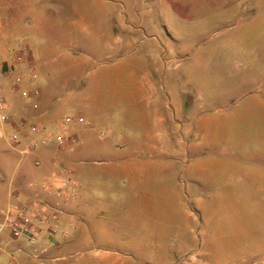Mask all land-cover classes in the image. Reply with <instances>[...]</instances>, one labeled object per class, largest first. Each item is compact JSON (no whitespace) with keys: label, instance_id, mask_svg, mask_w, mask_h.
Wrapping results in <instances>:
<instances>
[{"label":"rangeland","instance_id":"1","mask_svg":"<svg viewBox=\"0 0 264 264\" xmlns=\"http://www.w3.org/2000/svg\"><path fill=\"white\" fill-rule=\"evenodd\" d=\"M134 1L29 0L18 12L38 63L47 44L75 43L83 74L111 99L119 146L88 164L100 172L92 204H125L136 219L134 187L119 165L123 152L155 141L156 101L140 88L148 72L168 94L157 126L164 134L144 147L142 186L145 219L154 216L162 231L163 264H264V190L248 178L264 158V0H138L140 16ZM158 39L171 49L164 63ZM108 167L117 168L109 181Z\"/></svg>","mask_w":264,"mask_h":264},{"label":"crops","instance_id":"2","mask_svg":"<svg viewBox=\"0 0 264 264\" xmlns=\"http://www.w3.org/2000/svg\"><path fill=\"white\" fill-rule=\"evenodd\" d=\"M137 1L132 2V9L140 16ZM28 4L29 0H0V100L5 105L4 109L0 108V210L3 213V207L11 202L58 203L60 224L55 238L58 244L37 258L32 254L30 243L14 239L8 231L0 229V264H163L156 251L157 244L163 241L162 231L157 229L158 220L154 216L151 221L146 220L142 207V201L147 198V191L142 189L148 166V152L144 147H157L158 139L164 134L163 127H157L159 121L165 122L160 111L168 95L162 77L160 81L145 72L140 81L145 98L156 101L155 122L152 123L155 141L121 154L119 167L132 181V193L138 202L133 207L136 219L127 217L130 208L125 204L111 202L106 210H100L90 198L99 185L100 172L88 164L96 162L100 156L112 157L113 148L119 146L115 141L118 134L111 99L96 76L83 74L86 59L76 57L75 43H66L60 38L58 41L63 48L47 44L43 50L48 57L39 63L36 61L24 40L25 27L18 15ZM25 21L30 23L29 19ZM158 44L164 63L163 52L171 49L162 39H158ZM20 52H24L21 61L16 56ZM35 89L40 91L38 95H22L24 90ZM66 116L76 121L68 125L65 141L59 143L52 136ZM32 126L40 128L41 132H32ZM15 134L25 139L14 142ZM42 136L50 139L30 149V141ZM31 152L32 158L28 159ZM103 161L111 163V159ZM235 162L230 164L237 168ZM252 164L256 170L249 173L248 178L260 179L261 184L254 187L264 190V158H256ZM62 165L71 169L76 182L74 196L56 194L57 188L63 185ZM116 169L108 167V172L103 173L105 179L109 181ZM43 183L49 184L50 189H43ZM105 190L110 191V187ZM1 221L0 218V224ZM260 236L264 241V233ZM49 244V238L43 233L36 246L40 249Z\"/></svg>","mask_w":264,"mask_h":264},{"label":"built area","instance_id":"3","mask_svg":"<svg viewBox=\"0 0 264 264\" xmlns=\"http://www.w3.org/2000/svg\"><path fill=\"white\" fill-rule=\"evenodd\" d=\"M16 56L17 59L21 61L24 58V52H20ZM18 80H20V78H18ZM32 93L38 95L40 91L38 89H35L34 91L24 90L22 95L24 97H30ZM0 108H5L4 102L1 100ZM75 121L76 120L70 116L62 118L60 121V129L57 130L52 137L58 142L63 143L65 141V132L68 125ZM33 129L35 132H41V129L36 126H33ZM18 137V134H15L13 135L12 140L17 142ZM48 139H50L48 136L34 138L30 141L29 148L36 149L42 144H45ZM39 163V161L36 162L37 165ZM62 171L63 185L57 188L56 194L59 197L74 196L76 193V182L72 177L71 169L62 165ZM42 188L49 190L50 185L43 183ZM58 205V203L51 205L47 202L38 201L32 203L11 202L3 210L0 229L1 231H8L10 236L14 239H22L30 243L31 246H33L32 254L37 258H41L51 247H55L58 244V241L55 239L60 224ZM49 209H52V211H49ZM43 233L49 238L50 244L49 246H44L39 249L36 245Z\"/></svg>","mask_w":264,"mask_h":264}]
</instances>
